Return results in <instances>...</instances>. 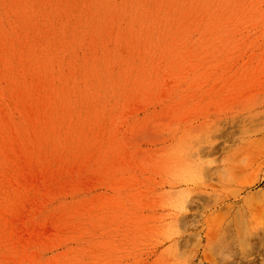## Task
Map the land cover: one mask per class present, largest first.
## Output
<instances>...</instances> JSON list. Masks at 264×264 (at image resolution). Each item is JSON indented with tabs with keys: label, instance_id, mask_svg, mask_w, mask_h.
<instances>
[{
	"label": "rangeland",
	"instance_id": "obj_1",
	"mask_svg": "<svg viewBox=\"0 0 264 264\" xmlns=\"http://www.w3.org/2000/svg\"><path fill=\"white\" fill-rule=\"evenodd\" d=\"M0 264H264V0H0Z\"/></svg>",
	"mask_w": 264,
	"mask_h": 264
},
{
	"label": "bare ground",
	"instance_id": "obj_2",
	"mask_svg": "<svg viewBox=\"0 0 264 264\" xmlns=\"http://www.w3.org/2000/svg\"><path fill=\"white\" fill-rule=\"evenodd\" d=\"M151 27V26H150ZM17 89H18V87H17ZM34 107V106H33ZM24 110V109H23ZM29 110V109H28ZM31 113V112H30ZM26 115V114H25ZM33 120V119H32ZM29 122V121H28ZM32 126V125H31ZM17 127H19V125H17ZM19 140H20V137H18V134H17V143L19 142ZM17 169V168H16ZM10 236V235H9ZM14 237V236H13Z\"/></svg>",
	"mask_w": 264,
	"mask_h": 264
}]
</instances>
